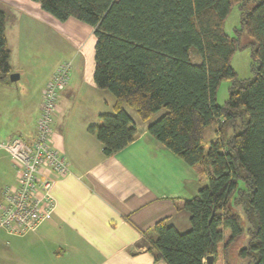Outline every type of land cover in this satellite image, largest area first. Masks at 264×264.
<instances>
[{
    "label": "trees",
    "instance_id": "16d2710c",
    "mask_svg": "<svg viewBox=\"0 0 264 264\" xmlns=\"http://www.w3.org/2000/svg\"><path fill=\"white\" fill-rule=\"evenodd\" d=\"M32 1L61 22L75 18L93 27V81L115 99L113 113L100 114V123L87 128L103 154L117 152L137 134L123 105L142 121L163 109L147 132L207 180L182 203L187 231L164 220L155 223L156 237L147 247L155 260L204 264L206 256L216 258L222 243L225 264L232 255L264 264V0L252 8H245L248 0ZM234 4L240 27L229 37L223 23ZM242 32L251 40L249 80H239L230 64ZM9 57L0 9L3 85L9 83ZM224 79L230 81L229 93L219 104L216 90ZM210 126L214 139L205 149Z\"/></svg>",
    "mask_w": 264,
    "mask_h": 264
},
{
    "label": "crops",
    "instance_id": "0c3cea01",
    "mask_svg": "<svg viewBox=\"0 0 264 264\" xmlns=\"http://www.w3.org/2000/svg\"><path fill=\"white\" fill-rule=\"evenodd\" d=\"M0 9L5 12L10 74L18 75L16 81L0 84V139H34L45 83L58 63L69 60L72 65L51 138L70 172L53 175L49 219L26 234L0 228V264H166L147 250L149 239L156 237L153 227L164 220L187 231L189 214L182 203L196 195L206 178L147 132L155 114L142 121L127 105L137 134L105 156L87 130L100 123V114L113 113L115 102L93 81V27L75 18L61 22L32 0H0ZM50 44L67 53L53 55ZM18 172L9 154L0 151V192L16 185ZM222 247H217L214 264H225Z\"/></svg>",
    "mask_w": 264,
    "mask_h": 264
},
{
    "label": "built area",
    "instance_id": "2783aa9c",
    "mask_svg": "<svg viewBox=\"0 0 264 264\" xmlns=\"http://www.w3.org/2000/svg\"><path fill=\"white\" fill-rule=\"evenodd\" d=\"M71 68V61L60 62L45 83L34 139L28 142L19 135L0 139V151L9 154L19 168L16 185L5 186L0 192V228L9 233L26 234L49 219L53 175L70 172L64 155L51 145V138L60 93L69 81Z\"/></svg>",
    "mask_w": 264,
    "mask_h": 264
},
{
    "label": "rangeland",
    "instance_id": "374dc122",
    "mask_svg": "<svg viewBox=\"0 0 264 264\" xmlns=\"http://www.w3.org/2000/svg\"><path fill=\"white\" fill-rule=\"evenodd\" d=\"M258 1L259 0H248L246 2L245 8H252ZM239 27H240V10H239V6L237 4H234L232 5L228 15L226 16L224 20L223 29L229 37H234L236 35L235 30ZM250 41L251 40L247 37V35L244 32H242L240 36L238 37V42L241 48L240 49L238 48L233 53L231 60H230V64L232 68L234 69L237 75V78L239 80H249L253 76V61L251 58V48L249 47ZM49 46L51 50L53 51V55L54 53L60 54L62 52V48L54 47L53 44H50ZM62 53L66 54L67 52H62ZM229 86H230L229 80L224 79L220 81L218 88L216 90L217 103L223 104L224 101L227 99L228 93H229ZM111 99H112V94H111ZM163 112H164L163 109L158 111L157 113H155L154 117L158 118ZM236 123L237 124L241 123L240 118L236 120ZM213 130H214L213 126L207 129L204 135V141H203L204 147H206L208 143L212 140L214 136ZM233 257L234 255H232V257L230 258L231 264H248L247 261L234 260ZM232 260L234 261L232 262ZM217 264H223V263L221 262V260H218Z\"/></svg>",
    "mask_w": 264,
    "mask_h": 264
},
{
    "label": "water",
    "instance_id": "95a60500",
    "mask_svg": "<svg viewBox=\"0 0 264 264\" xmlns=\"http://www.w3.org/2000/svg\"><path fill=\"white\" fill-rule=\"evenodd\" d=\"M17 79H18V75L17 74L12 73V74L9 75V80L11 82L16 81ZM214 260H215V258H214L213 255H208L204 259V264H214Z\"/></svg>",
    "mask_w": 264,
    "mask_h": 264
}]
</instances>
